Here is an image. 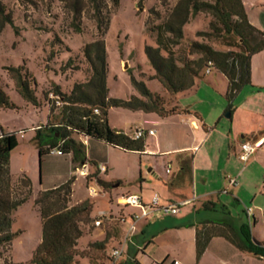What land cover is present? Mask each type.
Instances as JSON below:
<instances>
[{
  "label": "rangeland",
  "instance_id": "1",
  "mask_svg": "<svg viewBox=\"0 0 264 264\" xmlns=\"http://www.w3.org/2000/svg\"><path fill=\"white\" fill-rule=\"evenodd\" d=\"M1 1L6 12L10 14L15 27L20 30L19 35H16L13 28L6 25L0 33V81L3 90L17 107L16 109L0 110V135L14 133L19 142L10 157L9 192L14 198L26 195L29 192L28 188L21 183L22 178L26 177L32 183V193L29 200L12 214L11 231L14 238L11 244L0 247V264H30L33 254L42 240L43 221L36 200L41 192L64 185L73 178V195L72 198L70 197V202L76 204L84 199H89L93 214L99 216L92 217L91 215L79 223L83 235L75 248L74 264H111V252L120 246L123 235L120 227L111 219L105 220L100 227L95 226V221L102 215L113 216L110 211L106 213L110 208H113L117 213L114 216L118 217L124 212L129 215L131 212L136 213L139 210L117 205L114 199H108L110 194H108V198L91 197L88 186L100 188L95 182H86L85 177L74 174L72 156L69 154L65 156L46 155L40 165L39 149L35 141L36 129L46 126L47 123H58L55 117L60 111L49 107L42 92L52 89L55 84L60 85L65 92H68V86L74 85V82H85L89 79L91 70L84 58L83 48L86 44L100 39L97 23L93 18V7L86 2L81 18L76 20L73 11L66 7V3L62 0ZM178 1L120 0L119 6L116 7L111 0H105L104 12L110 25L103 38L106 42L107 82L110 97L127 100L132 96H138L134 81H141L152 93L160 95L166 108L170 110L171 100L168 93L157 80H151L154 70L145 48L146 46H155L156 33L151 32L150 29L152 26L163 23ZM201 1L214 2L215 0ZM242 1L249 22L256 29L264 32V0ZM212 20V17L205 13H199L190 19L183 29V40L179 46L173 48L178 58L188 56L193 42L206 43L217 51L239 52L238 48L227 45L229 40L226 38L212 36L207 39L197 36L198 32H212L210 29ZM233 40L236 41L237 38H233ZM68 48H70V52H67ZM191 57L196 58L197 56ZM69 58L73 60L72 68L76 69L62 72L61 68L66 65ZM24 64L37 78L39 87L36 88V96L41 101L39 107L23 100L16 90L14 80L4 70L6 66L19 67ZM251 72L254 74L252 86L245 87L233 101L227 99L228 90L226 87L223 93L221 89H224V86L222 88V85L219 87L216 84V89L211 86L207 87L206 84L212 85V79L217 76L214 71L211 79L208 80L209 75L205 73L204 77L199 79L201 89L198 93L195 90L186 94L183 99H188L190 103L198 102V107L206 113H211V117H214L212 107L218 104H224L226 107L233 105L236 108V113L232 129L249 130L253 126L256 127L259 113H261L259 110L262 113L264 110V88L259 85L264 82V53H259L252 59ZM44 86L47 87L43 88ZM218 89L221 90V93L214 92ZM108 114L112 125L121 126L127 133L133 134L136 127H141L140 113L138 112L112 109ZM228 117L229 113L223 120L224 127L226 125L227 127L217 128V131L224 135L226 141L220 139L217 161L209 166L212 169L209 170L208 179L212 186L216 182V171L213 168L223 165L229 151L228 144H235L236 152L240 151L241 147L242 138L230 135L231 125H229ZM84 140V138L80 139L88 157H97L99 163L108 160L110 176L108 178V175L103 173L101 178L111 181V177H117L123 181L122 188H127L131 178V170L128 172V169L134 165L132 155L99 141L84 143ZM234 140L236 141L234 142ZM75 167H81V165L75 164ZM91 168V171L94 172L95 168L93 166ZM231 169V172L234 173L232 176L238 180L234 191L235 197L240 203L235 200L233 194L224 196L223 201L229 205L234 218L244 221L246 218L242 214V209L251 207L256 210L257 205H264V151L253 154L246 164L239 160L236 161L234 158ZM161 171L164 173L165 170ZM147 172L148 170L144 166L142 179L146 178ZM238 174L241 176L238 177ZM198 178L199 173L196 179L199 185ZM102 190L107 192L109 189ZM260 192L263 194H259ZM256 195L258 202L255 200ZM256 223L257 220L254 219L253 226H251L252 235L256 234L257 239L261 237V241H258L259 239L256 240L253 236L256 241L264 243V220H261L257 226H255ZM123 227L126 230L125 226ZM233 228V230H226L224 233L231 239H237L238 226L234 225ZM212 230L213 232L222 231L218 228ZM106 236L107 244L102 243ZM132 239L135 243V238ZM166 239V242L162 240L163 242L159 243V248L151 246L147 251L133 254V257L139 264H161L158 262L161 256H168V263L171 260L179 259L182 264H223V260H226L228 264H241L239 259L227 256L226 250L220 246L222 241L215 240L205 258L197 260L195 244L175 245L169 242L168 238ZM223 244L225 243L223 242ZM131 245L134 247L129 243V246ZM129 252L130 248H126V253ZM249 257L252 259L248 264H264V261L255 259L253 256ZM253 259L254 262H252ZM126 261L127 264H132V260L125 256L119 259L116 264H124ZM243 263L247 264V262Z\"/></svg>",
  "mask_w": 264,
  "mask_h": 264
},
{
  "label": "trees",
  "instance_id": "2",
  "mask_svg": "<svg viewBox=\"0 0 264 264\" xmlns=\"http://www.w3.org/2000/svg\"><path fill=\"white\" fill-rule=\"evenodd\" d=\"M62 1L66 3V7L73 11L76 20L81 18L84 4L86 2L91 4L100 39L86 44L83 48L84 58L91 70L87 81L74 82V85L68 86V92L56 84L52 89L42 92L49 107L60 111L55 117L58 123H47L46 126L36 129L35 141L39 149L40 165L43 157L50 155V150L59 147L62 141L64 143L61 148L65 155H72L73 163L80 165L87 163L86 150L80 141L81 138L103 141L111 147L125 152L145 151V143L142 139L136 140L109 126V110L123 108L167 117L176 112L175 108L168 110L163 98L152 93L141 81H134L135 89L140 97L132 96L127 100L110 97L107 82L106 42L103 38L110 25L104 12L105 0ZM111 1L116 7L119 6L120 0ZM199 13L208 14L213 20L210 23L212 32H198V37L226 38L229 40L227 45L238 48L239 52L217 51L206 43L193 42L188 56L178 58L173 48L180 45L184 38V27L192 17ZM6 25H10L15 34L19 35L20 30L15 27L10 14L6 12L5 6L0 0V33ZM150 31L156 33L155 46H146L145 48L154 70L151 80H157L170 95H178L193 89L196 82L204 76L209 62L213 64V70L222 73L227 78V99L230 101H233L245 87L252 86L251 61L255 55L264 51V32L259 31L249 22L242 0H215L214 2L179 0L167 19L157 26H152ZM233 38H237V40L234 41ZM69 49L67 52H70ZM193 55L197 57L192 58ZM48 59L50 60L51 56ZM72 61V58H69L61 71L76 69L72 68ZM4 70L14 80L16 90L23 100L39 107L41 101L36 96V88L39 87V84L27 65L6 66ZM45 87L47 86L43 88ZM50 94L59 99L60 106H57L55 100L50 99ZM16 108V105L11 102L3 90L0 81V110ZM94 109H98L100 114H95ZM18 145L16 134L2 133L0 135V247L12 243L14 238L11 231L12 214L29 200L32 193V183L26 177L21 180V183L28 188L29 192L26 195L14 198L9 192L10 157ZM73 183L74 178L64 185L39 194L36 205L39 207L43 221L42 241L35 250L30 264H74L75 248L83 235L79 223L84 218L91 216L92 204L86 200L76 206H69ZM98 184L103 189L111 187V184L100 178H98ZM209 205L212 206L211 211H217V206L213 203L205 205L204 208ZM220 210L224 213L223 215H229L224 206ZM244 213H246L245 209ZM117 217L113 215L111 220L120 227L124 237V227L115 219ZM200 225L203 228L196 234L197 260L202 258L211 239L222 235L221 232H213V228L210 227L215 225L226 230L234 229L230 221L217 217ZM237 236V239H231L226 235L224 237L240 251L264 259V243L254 239L249 222L239 226ZM107 239L106 236L102 243L107 244ZM135 249L133 246L130 247L129 253L132 258H134L133 254H137ZM134 263H138L135 258L132 260V264Z\"/></svg>",
  "mask_w": 264,
  "mask_h": 264
},
{
  "label": "crops",
  "instance_id": "3",
  "mask_svg": "<svg viewBox=\"0 0 264 264\" xmlns=\"http://www.w3.org/2000/svg\"><path fill=\"white\" fill-rule=\"evenodd\" d=\"M261 53H264V51ZM213 71L217 73V76L212 79V85L206 84L207 87L211 86L213 89H216L215 85L217 84L219 87L222 85V88L224 86V89L220 88L222 93L224 92L223 90H225V87L228 90L227 78L222 73L216 70ZM213 71L209 74L208 80L212 78L211 75L213 74ZM253 79L254 74L252 73V80ZM199 85L200 82L198 80L195 87L190 91L173 96L166 91L171 100L170 108L176 109L174 114L167 117H160L155 113L132 111L140 113L139 115L141 119V127H136L135 130H144L146 132L152 130L154 131V135L146 134L142 138L145 143V151H124L125 153L132 155L134 163V165L128 169V172L131 170V178L128 182L127 188H122L123 181L122 179H117V177H111V181L101 178L102 174L98 177L101 180L111 184V187L108 188L109 190L107 192L103 191L99 197L108 198V194H110L108 199H114L117 205L118 201L122 197L129 195H138L141 197L143 203L149 204L151 203V200L155 194L160 197L161 205L186 203V205L181 207V212L178 215H155L148 220L140 221L137 225V231L133 236L135 238V243L133 239L130 242L136 248V253L140 251H147L151 246L159 248V243H162V240H167L166 238H168L169 242L175 245L192 243L196 246L197 231L203 228V226L200 224L207 222L208 220H212L215 217L219 219H227L233 224V226L236 225L238 228L242 223L247 222L253 226L254 219L257 220L255 226H257L261 220H264V205H257V209H253L254 212L251 219L246 216V213H244V210L242 209V214L246 218L244 221H242L241 219L234 218L229 205L227 202L223 201L224 196L233 194L235 200L240 203L235 197L236 193L234 188L229 186L230 179H237L232 176L234 173L231 172V164L233 163V159L236 158V161L239 160L238 152L240 151L236 152L237 149L235 148V144H228L229 151L228 154H226V159L223 165H217V168H215L216 166L213 168L216 171V182L213 186L210 184L208 179L209 170L212 169L209 166H211L213 163L215 164L217 161V149L219 148L220 139L226 141L224 135L217 131V128L220 126H222L221 128L223 129L227 127V125L225 127L223 125V120L226 119V114L229 113V125H231L230 135H234L235 137L240 136L242 138L241 146L245 143H261V146L255 152L256 154L257 152L260 153L261 151H264V110L263 113L261 110H259L261 113H259V119L257 120L256 127L253 126V128L249 130L241 128L238 130H233L232 126L235 121L234 118L236 113V108H234L233 105L226 107L224 104H218L212 108L210 107L214 114V117H211V113H206L202 110V108L198 107V102L190 103L188 99H183L186 94L192 93L195 90L196 93H198L199 89H201V86ZM259 85L263 86L264 88V82ZM220 89L214 92L221 93ZM136 97H140V95L138 94ZM112 109L123 108H111L110 110ZM108 123L113 130L122 132L131 138L134 137V131L133 134H130L124 131L121 126L117 127L114 124L112 125L109 117ZM90 141L92 142L99 140L85 139L84 143H91ZM235 141L236 140H234V142ZM99 142L111 147L103 141ZM86 162L90 164L91 167L93 166L95 170L97 165L104 164L107 168L105 174H107L109 178L110 175L108 160L99 163L97 157H88L86 154ZM72 164L75 170L76 167L75 163H73V160ZM144 166L148 172L146 174V178L142 179ZM169 168L170 172L167 173ZM163 169L165 171L164 173H161V170ZM198 173L200 186L196 182ZM70 175L73 174L70 173ZM240 176L241 174H238V177ZM226 190L228 193H225ZM259 194H263V192H260ZM86 200L89 199H84L76 204H73L71 201L69 206H76ZM255 200L258 202L257 195ZM210 203H213L217 206L216 212L210 210L212 208L210 205L209 207L204 208L205 205L208 206ZM223 206L226 208V211L229 213V215H223L224 213L220 210ZM109 211L112 212L113 215L117 214L114 212L113 208H110L106 213H109ZM124 214L126 213L124 212ZM91 215L92 217H99L95 216L93 211ZM212 227L222 229V235L211 239L208 248L206 249L201 260H203V258H205L207 253L210 251L213 242L215 240H219L222 241L220 246L223 247V250H226L227 256L234 259H239L241 264L243 262H247L248 264V262L251 261L250 259H252L249 256H253L255 259L264 261L263 258H258L236 248L230 241L226 239V237H224L226 235L224 233V231H226L225 228L215 225ZM255 235L253 234L254 237ZM258 239L256 238V240L261 241V237H258ZM223 242L225 244H223ZM131 246H129V243L127 244L125 247L124 256L133 260L134 258L130 256V253H126V248H130ZM159 258V263H168V256H161ZM252 262H254V259ZM127 263V261L124 262V264ZM223 264H228V262L223 260Z\"/></svg>",
  "mask_w": 264,
  "mask_h": 264
},
{
  "label": "built area",
  "instance_id": "4",
  "mask_svg": "<svg viewBox=\"0 0 264 264\" xmlns=\"http://www.w3.org/2000/svg\"><path fill=\"white\" fill-rule=\"evenodd\" d=\"M213 71V64L209 62L208 67L205 69V74L209 75ZM51 100H55L57 106H60L61 103L57 97H55L53 94L49 95ZM95 114H100V111L98 109H94ZM146 134L154 135V131H144V130H137L134 133V139L140 140L142 139ZM64 142H61V145ZM56 147L54 149L50 150V155H56V156H64V152L62 150V146ZM261 146L260 142H254V143H245L241 146L240 152L238 154L239 160L246 164L249 162L251 156L255 154L256 150ZM107 171V168L104 164H100L96 166V170L94 173L91 172V166L88 163H85L81 165V167H78L75 169L74 174L80 175L81 177L86 178V182H95L96 185L100 188L97 189L94 186H88V190L90 192L91 197L97 198L102 193L103 190L98 184V177L99 175L105 173ZM170 172V168L167 170V173ZM238 185L237 179H230L229 180V186L231 188H235ZM225 193H228L226 190ZM119 206H125V207H133L139 210L136 213H130L129 215L124 214L120 215L119 217L115 218L117 221H119L123 226H125L126 230L124 229V237L121 245L111 252V264H116L119 259H121L124 256L125 253V247L128 243L131 242V239L133 238L134 234L137 231V225L142 220H148L151 217L155 215H178L181 212V207L186 205V203H180V204H167V205H161L160 204V197L155 194L151 200V203L145 204L143 203L142 199L138 195H129L124 196L118 201ZM245 212L249 219H251L254 210L252 208H245ZM112 219V216L110 215H102L98 220L95 221V226L100 227L103 225L105 220ZM167 264H182L179 260H171Z\"/></svg>",
  "mask_w": 264,
  "mask_h": 264
}]
</instances>
